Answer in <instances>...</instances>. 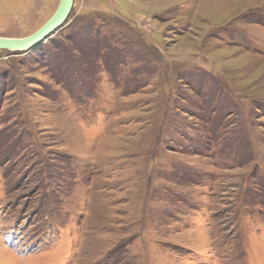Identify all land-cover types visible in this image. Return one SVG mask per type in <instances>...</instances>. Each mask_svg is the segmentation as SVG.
<instances>
[{
  "label": "rangeland",
  "instance_id": "374dc122",
  "mask_svg": "<svg viewBox=\"0 0 264 264\" xmlns=\"http://www.w3.org/2000/svg\"><path fill=\"white\" fill-rule=\"evenodd\" d=\"M0 264H264V0H73L0 50Z\"/></svg>",
  "mask_w": 264,
  "mask_h": 264
},
{
  "label": "water",
  "instance_id": "95a60500",
  "mask_svg": "<svg viewBox=\"0 0 264 264\" xmlns=\"http://www.w3.org/2000/svg\"><path fill=\"white\" fill-rule=\"evenodd\" d=\"M73 0H60L54 14L37 31L25 38H1V51H28L60 28L67 20L72 9Z\"/></svg>",
  "mask_w": 264,
  "mask_h": 264
},
{
  "label": "bare ground",
  "instance_id": "6f19581e",
  "mask_svg": "<svg viewBox=\"0 0 264 264\" xmlns=\"http://www.w3.org/2000/svg\"><path fill=\"white\" fill-rule=\"evenodd\" d=\"M19 52H21V51H19ZM23 52H26V51H23Z\"/></svg>",
  "mask_w": 264,
  "mask_h": 264
}]
</instances>
